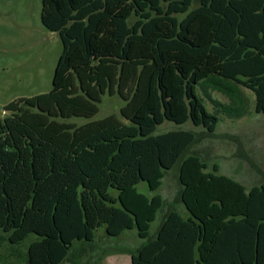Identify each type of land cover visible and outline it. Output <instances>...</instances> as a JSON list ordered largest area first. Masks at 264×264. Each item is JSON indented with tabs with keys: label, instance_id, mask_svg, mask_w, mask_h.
<instances>
[{
	"label": "trees",
	"instance_id": "obj_1",
	"mask_svg": "<svg viewBox=\"0 0 264 264\" xmlns=\"http://www.w3.org/2000/svg\"><path fill=\"white\" fill-rule=\"evenodd\" d=\"M62 50L48 92L6 104L0 118V236L25 264H61L96 232L142 242L131 264H264V174L247 188L188 149L190 121L264 114V0H41ZM220 93L226 102L213 97ZM119 115L89 119L105 94ZM206 101L211 104L208 108ZM175 168L179 188L157 190ZM181 203L187 216L173 207Z\"/></svg>",
	"mask_w": 264,
	"mask_h": 264
},
{
	"label": "rangeland",
	"instance_id": "obj_2",
	"mask_svg": "<svg viewBox=\"0 0 264 264\" xmlns=\"http://www.w3.org/2000/svg\"><path fill=\"white\" fill-rule=\"evenodd\" d=\"M41 0H0V118L9 114L3 107L22 97L48 92L52 87L55 66L62 50L57 32L47 30L40 22ZM248 98V113L240 118L231 119L221 116L213 133L190 121L176 125L165 120L156 129L162 132L174 128L194 131L196 141L188 152L200 154L209 165L217 163L219 172L229 175L243 183L247 188L259 184L264 174V114L254 111L253 91L242 88ZM213 97L226 102L225 96L213 92ZM124 102L116 95L102 96L98 112L91 118L71 117L63 121L75 125L88 120L100 119L110 114L119 115ZM209 109L211 104L206 101ZM140 192L147 195L160 194L165 205L170 202L179 188L177 170L168 171L162 184L155 191H149L145 182L137 184ZM173 196V198H175ZM162 212L151 223L150 233H154ZM34 238L30 235L25 241L12 248L6 238L0 236V264H25L17 259L15 251L22 252ZM142 242L135 230L125 231L117 238L106 235L103 228L96 232L93 244L78 243L73 255L61 264H131L129 252L118 249L134 250Z\"/></svg>",
	"mask_w": 264,
	"mask_h": 264
},
{
	"label": "crops",
	"instance_id": "obj_3",
	"mask_svg": "<svg viewBox=\"0 0 264 264\" xmlns=\"http://www.w3.org/2000/svg\"><path fill=\"white\" fill-rule=\"evenodd\" d=\"M220 173H221V172H220ZM222 174H224V173H222ZM174 194H175V193H174ZM174 194H173V196H174ZM173 196H172V198L170 199V202H168V204H169V203H172V202L174 201ZM174 197H175V196H174ZM168 204L166 205V209H165V210H167V208H168ZM173 207H174L176 210H178V211L180 212V214H182L184 217L187 216V212H186L184 206H183L181 203H179V202H175V203L173 204ZM161 212H162V211H161ZM162 215H163V212H162ZM162 215H161V218H162Z\"/></svg>",
	"mask_w": 264,
	"mask_h": 264
}]
</instances>
